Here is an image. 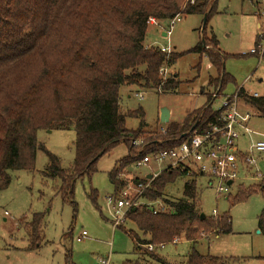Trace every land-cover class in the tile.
Segmentation results:
<instances>
[{
	"label": "trees",
	"instance_id": "1",
	"mask_svg": "<svg viewBox=\"0 0 264 264\" xmlns=\"http://www.w3.org/2000/svg\"><path fill=\"white\" fill-rule=\"evenodd\" d=\"M215 5L216 0H0V190L10 184V171L33 170L39 130L72 127L75 131L70 169L63 170L59 159L46 152L49 164L43 173L47 178L59 179L58 193L63 201L73 203L75 180L93 174L98 160L115 146L126 145L128 154L109 172L114 192L128 182L138 181L118 178L120 171L135 160L136 150L131 141L146 140L143 155L151 148L173 147L194 126L197 129L214 121L218 114L206 106L189 113L180 124L167 123L165 134L161 135L157 129L151 130L141 107L121 112L119 90L139 86L175 91L180 84L177 75L164 78L159 71L183 54L145 47L148 21L150 18L169 21L177 15H206L202 41L191 52L208 59L215 76H209L207 86L218 87L219 95L233 80L222 70L228 55L219 51L212 33L209 38L205 36L209 19L217 14ZM261 61L264 62V56ZM236 92L255 116L264 118V95L254 98L242 88ZM127 119L136 120L137 127L129 129ZM158 140L162 142L158 144ZM179 177L182 175L178 171H164L143 194L147 201H161L166 212L153 215L144 207H137L127 213L126 220L148 237L141 240L128 232L135 251L140 246L152 245L154 251L174 240L194 244L209 235L232 233L227 213L201 218L195 180L184 183V199L164 197L165 187ZM255 192L264 194V185L246 189L240 186L233 203ZM42 224V214H35L27 227L28 250L38 248ZM258 229L264 236V211L258 216ZM240 261L234 257L202 255L191 249L184 264Z\"/></svg>",
	"mask_w": 264,
	"mask_h": 264
},
{
	"label": "rangeland",
	"instance_id": "2",
	"mask_svg": "<svg viewBox=\"0 0 264 264\" xmlns=\"http://www.w3.org/2000/svg\"><path fill=\"white\" fill-rule=\"evenodd\" d=\"M215 6L217 14L209 19L205 36L209 38L212 33L218 41L219 51L228 55L223 66L233 81L225 85L218 95V87L207 86L209 76H215L208 59L191 52L202 41L203 16H180L181 21L171 31L169 21H159L156 26H148L143 45L167 53L183 54L166 67L162 75L166 78L176 74L180 84L172 92L139 86L121 87V112L141 107L151 130H158L164 128L159 122L161 109L168 110V123L180 124L195 110L206 106L216 110L223 98L234 94L238 88L248 94L264 95V62L248 55L255 46L264 0H216ZM168 31V36H162ZM237 55L239 57H234ZM214 98L217 99L213 102ZM126 126L135 129L137 121L127 119ZM247 127L258 135H264V118L253 116ZM247 141L246 136L241 137L240 151L247 150ZM36 142L38 149L33 170L10 171V184L0 190V264H100V260L108 264H184L186 253L191 249L202 255L241 259L234 264H264V236L258 233V216L264 211V194L255 192L245 200L233 203L240 186L246 189L264 185V180L258 182L251 178L252 172L246 179L236 180L227 196L217 195L206 187L204 179L198 180L196 203L201 214L210 217L227 213L232 223L231 234L219 235L218 239L214 234L209 235L194 244L178 241L147 253L142 246L135 251L128 232H133L141 240L148 237L128 220L119 227H113L105 201L113 192L109 172L127 156L126 145L112 148L98 160L93 174L75 180L71 203L63 201L58 193L59 179L47 178L43 173L49 164L46 152L59 159L63 170L70 169L75 152L74 129L39 130ZM161 168L155 164L136 168L131 164L121 170L119 176L127 182L157 173ZM256 169L264 179V155L258 156ZM187 181L189 179L179 177L168 184L164 197L184 199L183 185ZM35 214L43 216L41 239L37 249L28 250L27 227ZM82 232L87 235L77 242Z\"/></svg>",
	"mask_w": 264,
	"mask_h": 264
},
{
	"label": "built area",
	"instance_id": "3",
	"mask_svg": "<svg viewBox=\"0 0 264 264\" xmlns=\"http://www.w3.org/2000/svg\"><path fill=\"white\" fill-rule=\"evenodd\" d=\"M259 16L260 20L257 26L259 32L255 46L248 55L256 56L261 60L264 56V8ZM180 21L179 15L169 20L170 31ZM158 23L159 21L153 18L148 21V24L153 26L158 25ZM170 31L166 33V36L170 34ZM161 51L167 53V51ZM164 70L165 68L160 69V75H163ZM250 95L254 98L259 96L256 93ZM136 96L138 99H142L139 95ZM216 99L214 98L213 102ZM212 111L218 114L214 121L197 129L195 126L185 135L182 142L173 147L151 148L141 155L147 149L146 140L139 138L131 141L132 148L136 150L134 167H149L151 164H155L157 167L162 166V168L157 173L137 178L138 181L135 183L128 182L122 189L113 191L105 198L107 208L112 216L113 227H119L124 223L127 213L137 207H144L153 215L166 212L167 208L161 201H147L143 194L150 188L151 182L160 173L167 170L178 171L182 177L189 179V181L195 180L197 187L198 180L204 179L206 187L214 190L217 195L223 196L228 195L229 188L236 180L246 179L251 172L253 174L251 178L258 182L264 180L256 169L258 156L264 155V135H258L247 127L248 122L255 114L243 104L237 92L224 97L220 107ZM157 131L158 134H165L164 128ZM242 136H246L248 144L247 150L240 151L239 142ZM253 136L259 138L255 139ZM175 141L176 139L170 140V143ZM156 142L160 144L162 141ZM149 176L150 178H148ZM118 178L121 179V176ZM86 235V232H82L76 241L80 242ZM177 242L174 240L172 243L176 244ZM162 247L163 245L159 248ZM143 248L148 252L153 251L152 245H146ZM99 263L108 264L102 260Z\"/></svg>",
	"mask_w": 264,
	"mask_h": 264
},
{
	"label": "water",
	"instance_id": "4",
	"mask_svg": "<svg viewBox=\"0 0 264 264\" xmlns=\"http://www.w3.org/2000/svg\"><path fill=\"white\" fill-rule=\"evenodd\" d=\"M205 22H206V15H204V17H203V25L205 24ZM162 36H166V34L164 33ZM222 70L224 71V66L222 65ZM159 122H160V124H162V125H166L168 122H169V112H168V110H166V109H161L160 110V114H159ZM195 127V126H194ZM194 127L191 129V130H193L194 129ZM102 154H100L98 157H100ZM97 159V158H96ZM148 178H150V176L148 177ZM228 185H230V183H228ZM203 217H204V215H201V218L203 219ZM260 231H258V233H259Z\"/></svg>",
	"mask_w": 264,
	"mask_h": 264
},
{
	"label": "crops",
	"instance_id": "5",
	"mask_svg": "<svg viewBox=\"0 0 264 264\" xmlns=\"http://www.w3.org/2000/svg\"><path fill=\"white\" fill-rule=\"evenodd\" d=\"M257 26H258V24H257ZM164 34V33H163ZM219 238V236H217V239ZM218 257H221V256H218Z\"/></svg>",
	"mask_w": 264,
	"mask_h": 264
}]
</instances>
